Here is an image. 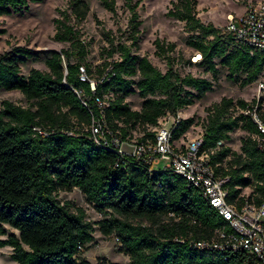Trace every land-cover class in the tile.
<instances>
[{
    "label": "trees",
    "instance_id": "obj_1",
    "mask_svg": "<svg viewBox=\"0 0 264 264\" xmlns=\"http://www.w3.org/2000/svg\"><path fill=\"white\" fill-rule=\"evenodd\" d=\"M29 1L40 0H0V14ZM99 2L110 11L115 8V0ZM124 4L129 10V41L114 43L104 31L108 55L117 53V57L97 69L96 79L104 76L93 92L88 82L78 78L81 64L91 75L78 27L89 8L86 0H67L57 9L52 38L68 42L67 47L40 51L13 45L0 52V88L17 89L26 101L0 102V235H5L0 237V247L9 246V258L18 264H93L80 256L93 239V224L81 207L71 209L70 203L56 196L58 189L75 186L104 213L96 221L98 229L115 235L130 264H243L246 256L241 250L191 245V240L215 239L220 231H232L198 187L168 168L148 170L133 157L119 156L90 133L92 119L100 117L94 94L109 96L103 109L107 128L129 138L135 125L156 126L160 116L175 115L212 88L210 79L179 71L178 59L171 55L174 42L154 38L155 53L165 58L163 71L146 55H139L137 0H124ZM170 4L167 14L184 21L190 31L186 44L200 53L195 64L214 73L217 58L227 68L228 78L241 85L264 71V53L233 47L219 27L196 16V0H170ZM40 56L48 70L21 71V63ZM131 93L141 98L139 109L125 100ZM245 103L221 97L206 107L199 149L207 154L216 176H228L226 199L238 204L244 197L258 203L264 191V163L251 137L257 129L247 114L238 111ZM192 122V117L179 118L171 140L182 136ZM236 128L247 132L239 152L225 145ZM155 129L146 127L137 139L153 140ZM246 186L252 189L245 194L241 191ZM5 224L15 231L8 232Z\"/></svg>",
    "mask_w": 264,
    "mask_h": 264
},
{
    "label": "rangeland",
    "instance_id": "obj_2",
    "mask_svg": "<svg viewBox=\"0 0 264 264\" xmlns=\"http://www.w3.org/2000/svg\"><path fill=\"white\" fill-rule=\"evenodd\" d=\"M88 11L85 18L78 24L80 38L87 49L86 61L90 65L91 78H98L97 69L103 63L117 57V53L108 55L110 47L104 31L112 37L113 42L121 39L125 42L129 40L127 20L129 10L124 4V0H115L113 11L106 9L99 0H86ZM260 0H196V16L203 22H210L216 27L225 24L227 14L241 13L250 2ZM67 0H40L27 2L23 7L14 10L9 14H0V52L9 49L13 45H24L34 50L44 51L49 48L59 50L68 46V42L54 40V17L58 15V8L64 7ZM171 6L170 0H137L136 10L140 19L138 33V47L136 52L139 55H146L148 59L162 71L165 70V58L155 53L154 38L158 37L165 42H174V50L171 55L178 59L177 68L181 73L190 72L194 75L206 77L212 81V88L206 91L200 98L195 99L192 104L179 109L175 115L165 114L157 119L156 126H145L154 129L162 125H168L172 117L184 118L192 117L193 122L174 144H184L188 139L201 135L203 124L206 120V107L220 100L221 97H230L234 103L238 99L248 101L255 90L254 81L245 85L233 81L227 76V68L215 58L216 71L214 73L206 70L203 65L195 64L192 57L196 53L186 44V38L190 31L184 25L183 20H179L167 14ZM190 61V63H188ZM32 67L41 70H48L42 56L39 59H28L20 64L23 73H27ZM264 76V71L261 72ZM243 74L240 75L242 77ZM3 99H10L16 103L25 104L23 94L17 90H6L0 88V102ZM132 109H139L141 98L136 93H131L125 97ZM233 111V110H232ZM142 125H135L129 129V138L134 141L142 135L145 129ZM247 135L243 129L236 128L230 132L229 140L225 142L233 151H240L241 139ZM166 160L160 159L154 167L161 168ZM251 187L246 186L241 192L248 193ZM57 198L61 202L70 203V208L77 206L84 211L85 219L93 224V239L82 249L80 256L91 263L100 261L116 262L118 264H130L128 255L121 252L119 243L114 234L104 235L98 229L96 223L104 213L99 212L92 203L87 201L79 188L73 186L69 189H58ZM7 231H15L5 224ZM5 235H0L4 237ZM11 248L7 245L0 247V264H18L9 258Z\"/></svg>",
    "mask_w": 264,
    "mask_h": 264
},
{
    "label": "built area",
    "instance_id": "obj_3",
    "mask_svg": "<svg viewBox=\"0 0 264 264\" xmlns=\"http://www.w3.org/2000/svg\"><path fill=\"white\" fill-rule=\"evenodd\" d=\"M219 28L220 33L229 38L233 47L264 53V0L248 3L241 13L227 14L225 24ZM199 58L200 53H196L192 60L195 62ZM103 76L92 79L84 65L78 66V78L88 82L92 92ZM254 84L252 97L238 111L247 114L254 123L257 131L251 137L264 163V76L259 75ZM108 99V95H93L100 112V117L92 119L89 124L93 139L115 149L119 156H130L141 161L148 170L156 169L154 165L160 159H165V165L161 168H168L182 175L198 187L201 194L231 227V232L220 231L218 238L191 240V245L200 249L241 250L246 256L243 264H264V191L258 203L248 201L246 197L239 204L227 201L224 183L228 176H216L213 173L207 154L199 150L202 134L188 139L184 144H174L175 140H171V129L179 118L172 117L168 125L155 129L153 140L145 138L132 141L128 137L122 138L104 123L103 109L108 104Z\"/></svg>",
    "mask_w": 264,
    "mask_h": 264
}]
</instances>
